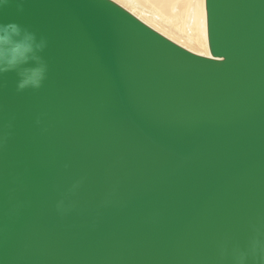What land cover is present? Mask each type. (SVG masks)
I'll list each match as a JSON object with an SVG mask.
<instances>
[{"label":"water","instance_id":"obj_1","mask_svg":"<svg viewBox=\"0 0 264 264\" xmlns=\"http://www.w3.org/2000/svg\"><path fill=\"white\" fill-rule=\"evenodd\" d=\"M204 10L207 54L115 0L0 13L48 41L43 88L0 82V264H221L264 232V0Z\"/></svg>","mask_w":264,"mask_h":264},{"label":"clouds","instance_id":"obj_2","mask_svg":"<svg viewBox=\"0 0 264 264\" xmlns=\"http://www.w3.org/2000/svg\"><path fill=\"white\" fill-rule=\"evenodd\" d=\"M13 3L17 12L24 11L26 0H0V13ZM47 46L48 41L45 37L38 38L35 32L18 23H0V82L7 74L15 73L18 78L17 93L28 90L35 92L43 88L47 79L48 64L42 54ZM36 123L39 125L40 120L37 119ZM7 128H12L11 122L8 123ZM10 136V131L0 136V148L7 143ZM78 186V184L74 185L73 190ZM57 208L63 212V202ZM254 233L244 248L235 246L229 250L227 243H222L219 246L221 264L229 256L232 264H249V261L251 264H264V232L259 228H254Z\"/></svg>","mask_w":264,"mask_h":264},{"label":"bare ground","instance_id":"obj_3","mask_svg":"<svg viewBox=\"0 0 264 264\" xmlns=\"http://www.w3.org/2000/svg\"><path fill=\"white\" fill-rule=\"evenodd\" d=\"M182 46L207 54L204 0H115Z\"/></svg>","mask_w":264,"mask_h":264}]
</instances>
